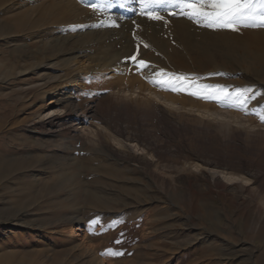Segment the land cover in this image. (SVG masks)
<instances>
[{
    "label": "rangeland",
    "instance_id": "rangeland-1",
    "mask_svg": "<svg viewBox=\"0 0 264 264\" xmlns=\"http://www.w3.org/2000/svg\"><path fill=\"white\" fill-rule=\"evenodd\" d=\"M37 2L0 0V264H264V28L220 31L213 51L190 54L174 39L160 52L148 43L137 59L149 67L138 71L126 57L127 88L107 66L121 44H105V53L91 46L79 59L107 68L86 65L72 94L85 131L50 134L45 116L71 107L49 98L74 84L78 69L57 57L61 79L40 78L35 63L60 56L41 39L53 26L74 35L79 24L36 8L44 24L31 27L21 14ZM152 67L229 91L247 87L255 99L239 108L165 90ZM136 76L177 103L135 90Z\"/></svg>",
    "mask_w": 264,
    "mask_h": 264
},
{
    "label": "bare ground",
    "instance_id": "bare-ground-1",
    "mask_svg": "<svg viewBox=\"0 0 264 264\" xmlns=\"http://www.w3.org/2000/svg\"><path fill=\"white\" fill-rule=\"evenodd\" d=\"M27 1H30V0H27ZM37 1L38 2L36 4H32L26 10V12H23L21 14L22 16H24V22L29 23L31 27H36V26L40 27L41 25L44 24L43 18H38L37 15L34 16L36 8L37 9L44 8L45 13L51 14L52 17L56 16L54 18H56L57 22H59L60 16L64 17L65 15H70L71 19L68 21L71 22V26L72 24L73 25L79 24V27H80V28L79 27L73 28L74 35L73 33L72 35L71 34L67 35V34H64L66 32H63L64 30L63 28H62L63 30L62 29L55 30L53 26L52 29L50 28L47 29L46 33H44L45 35L43 34L44 39H41L42 40L41 42H43L44 45L49 46L52 50L57 49L56 55H60V56L53 55L54 57L51 59L44 56L45 58H42V61L35 63L36 64L35 73L40 78L47 79L48 81H51V80L59 81L61 79L62 72L60 73L58 69H56V67L60 66V64L59 62L57 63V61L56 62L54 61L57 59V57H59L58 59H61L64 62L66 66L65 70H77L78 69V71L75 72L74 74L75 76L73 80V83L75 81L74 84L67 86V88H65L66 85H64L60 89H58L56 93L54 94L51 93L52 95L49 98L50 99L49 104L63 105L65 107L70 105L71 109L69 111V114H66L64 113V111L62 112L60 108H55L52 110V112H49L45 116L48 120L47 125H48V129L51 131L50 134L56 133V128L58 127L61 128V130L59 131L71 129L75 134H77V137L80 136V133L82 131H85V130H82L83 129L82 127H78L82 123H86V118L82 116V111L79 105L75 104L72 101V94L83 85V84H80L79 79L82 78V75L85 74V72H87L86 65L90 66V63L92 65V61L95 63V60H94L95 58L92 59V57H90L92 60L79 59L85 56L84 55L85 52L87 53L88 51H90L89 47L95 46V47H98L97 49H99L100 51L103 50L104 52V48L105 47L107 48V45L105 44H109L108 49L112 48L111 45L121 44V50H120L121 52L119 51V54H115L113 56L114 59H116V60H113L115 61V63L107 64V66L109 65V67L114 72L115 76H118V75L121 77L122 75L124 76L125 82H123L124 83L123 87L127 88V82L130 81L131 77L127 76V73L130 70L129 68L130 65L128 61L126 60V57L127 55H130V54L137 55V51L139 52L140 49L145 48L143 47V44H141V41H143V43L153 44L155 48H157L158 50L159 48L167 49L170 46V44H172L171 40L174 39L173 44L175 45L177 44L184 53L190 54V52L192 51L199 52V50H201L202 47L203 49H208V46H209L210 49L212 50V46L218 44L219 32L224 31V30H211L208 28H204V27H201L195 24L193 21L187 19L186 17L180 16V15L167 16L166 13L161 12L162 15L166 16V20L165 21H152V20L148 21L146 19L145 20L146 28L144 27L145 28L144 29L142 27L143 29L140 28L138 30L139 32L137 34L139 35V37L137 39V36L134 37V32H133L136 30L135 28L136 22L139 23V22H144V21L137 19L141 15H140L139 4H137L135 0L129 3L127 8H123V9L115 8V9H112L109 11H103V12L91 11L84 3H81L80 0H37ZM95 2L96 0H89V3H95ZM144 18L145 17L142 16L141 19H144ZM113 21H115V24H113ZM104 22H106L105 27L100 28L99 30L94 29L95 26L102 24ZM133 24H134V27H133ZM63 25L66 26V24H63ZM61 31L63 32L62 34H61ZM56 33H60V34L58 35ZM118 35H120V39H121L120 41H118V39H115L116 36L118 38ZM137 44H140V47L138 50H137ZM67 45L68 46L70 45V47L67 48ZM171 47L173 46L171 45ZM160 49L158 50L159 52H160ZM212 51H211V54L213 53ZM103 52H100V55ZM163 52L161 50V53ZM214 52L215 54L213 55L214 56L213 60L216 62L219 59L220 54L218 55L217 53L219 51L216 52L215 49H214ZM105 55L106 54H104V56ZM98 56H99V53H98ZM117 56L118 58H116ZM102 57H98L97 59L100 60ZM84 64H85V67L83 66ZM105 64L106 63L104 64L101 63L100 65H97V63H95L93 64L95 65V67L93 66L92 68L90 66V68L89 67L88 68L91 69L90 71H94V72L99 71V70H104L107 68ZM157 68L158 67H155V68L152 67L150 69L148 68L147 71L151 75H153V73L156 72ZM27 70H23L21 72L25 73ZM138 81L142 82L140 76L139 77L136 76L135 78L132 77V83H134L135 90L146 91L152 96L154 95L156 97H159V93H157L155 90H152L150 85H146V86L145 84L138 85L137 84ZM132 83L130 84V87H132L131 86ZM166 96H168V94ZM168 97H170V100L168 99L170 103L171 102L177 103L175 100H173V98H176V95H173V96L170 95ZM177 97H180V96L177 95ZM167 98L164 99L163 101L168 102ZM178 100H180L181 102H185L184 99H182L181 97L178 98ZM90 113L92 114L91 117H93L94 110L93 112H90ZM74 228H76L74 230L75 232L74 234H76V231L81 230V228L77 226Z\"/></svg>",
    "mask_w": 264,
    "mask_h": 264
},
{
    "label": "snow or ice",
    "instance_id": "snow-or-ice-1",
    "mask_svg": "<svg viewBox=\"0 0 264 264\" xmlns=\"http://www.w3.org/2000/svg\"><path fill=\"white\" fill-rule=\"evenodd\" d=\"M80 2L93 12H103L115 8H127L133 0H96L95 3L80 0ZM135 2L139 4L140 15L152 21H165L166 16L161 14L164 12L167 16L181 15L211 30L240 32L244 28H264V0H135ZM141 44L145 48L149 47L143 41ZM139 47L140 44H137V50ZM137 55L128 57L136 64L137 70L142 71L149 67L148 62L138 60ZM217 74L225 75L224 73ZM200 79L188 74L168 72L163 68L158 69L152 76V82L165 90L187 92L189 95L203 99L212 98L222 103L227 100L230 101V106L234 107L246 108L249 100L255 99V96L248 95L251 89L247 87L229 91L232 87L230 85L201 84ZM257 115L261 121H264V114L257 113ZM116 243L120 241L117 240ZM106 251L112 255L122 254L112 249Z\"/></svg>",
    "mask_w": 264,
    "mask_h": 264
}]
</instances>
